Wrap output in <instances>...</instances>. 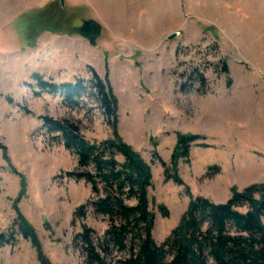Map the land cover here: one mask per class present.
Masks as SVG:
<instances>
[{
	"label": "rangeland",
	"instance_id": "obj_1",
	"mask_svg": "<svg viewBox=\"0 0 264 264\" xmlns=\"http://www.w3.org/2000/svg\"><path fill=\"white\" fill-rule=\"evenodd\" d=\"M89 19L102 26L95 45L80 32ZM92 69L118 98L119 133L152 167L158 243L193 197L224 203L233 187L264 183V154L251 152L264 127V0H0V232L11 229L17 208L51 264H83L75 234L82 224L106 228L92 210L84 221L74 217L90 185L67 175L76 158L48 138L40 116L71 120L90 140L112 129L95 100L67 106L59 95H37L33 79L89 80ZM176 131L205 135L211 145L192 146L190 162H180L181 186L166 180L158 160L170 163ZM0 264L42 262L18 235L0 245Z\"/></svg>",
	"mask_w": 264,
	"mask_h": 264
},
{
	"label": "trees",
	"instance_id": "obj_2",
	"mask_svg": "<svg viewBox=\"0 0 264 264\" xmlns=\"http://www.w3.org/2000/svg\"><path fill=\"white\" fill-rule=\"evenodd\" d=\"M80 32L95 45L102 26L89 19ZM222 66L228 72L227 63ZM33 79L39 88L37 95H59L67 106L80 108L84 100H95L112 129L109 138L90 140L71 120L40 116L48 138L76 158L77 171H68L67 175L90 185L91 196L75 209L74 217L84 221L92 210L107 223L102 233L82 224V230L75 234L73 246L79 250L83 264H264V183L242 191L233 187L224 203L193 197L179 224L158 243L153 236L156 216L150 198L152 167L119 133V101L109 78L92 69L89 80L79 77L57 83L40 74H34ZM201 82L206 83L202 75ZM176 139L170 163L159 155L158 160L166 180L181 186L185 182L179 174L180 162H190L192 146L211 145L205 143L207 137L202 134L176 131ZM214 168L219 170L215 165L210 169ZM186 189L190 193L188 186ZM241 206H247V211H240ZM160 209L168 217L167 207L161 205ZM16 213L11 229L0 232V245H14L21 235L32 243L42 264H51L35 228L17 208Z\"/></svg>",
	"mask_w": 264,
	"mask_h": 264
},
{
	"label": "crops",
	"instance_id": "obj_3",
	"mask_svg": "<svg viewBox=\"0 0 264 264\" xmlns=\"http://www.w3.org/2000/svg\"><path fill=\"white\" fill-rule=\"evenodd\" d=\"M256 136H257L258 141L257 143H254V144L252 143L251 152L252 153L255 152V148H256L257 150H262V153L264 154V127L261 129V132H259V135H256ZM235 167H238L237 171L241 170L240 168H242L241 165H238V164H235ZM254 167L255 165L254 166L252 165V168Z\"/></svg>",
	"mask_w": 264,
	"mask_h": 264
},
{
	"label": "water",
	"instance_id": "obj_4",
	"mask_svg": "<svg viewBox=\"0 0 264 264\" xmlns=\"http://www.w3.org/2000/svg\"><path fill=\"white\" fill-rule=\"evenodd\" d=\"M62 3H63V0H62ZM176 34H177V33H173V34H171V35L169 36V38L174 39V38L176 37Z\"/></svg>",
	"mask_w": 264,
	"mask_h": 264
}]
</instances>
